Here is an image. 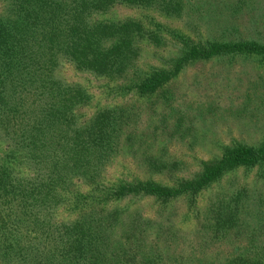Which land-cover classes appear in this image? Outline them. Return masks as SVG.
Segmentation results:
<instances>
[{
  "label": "trees",
  "instance_id": "16d2710c",
  "mask_svg": "<svg viewBox=\"0 0 264 264\" xmlns=\"http://www.w3.org/2000/svg\"><path fill=\"white\" fill-rule=\"evenodd\" d=\"M189 3L0 0V264H150L141 199L163 212L168 230L171 203L192 208L228 173L264 170V142H237L180 172L148 152L158 136L137 128L141 103L170 92L194 62L238 57L264 65V42L224 34L201 40L158 19L176 18ZM117 6L144 17H115ZM165 34L176 37L168 49ZM142 40L157 44L151 60ZM127 154L144 171H110ZM245 190L213 207L224 229Z\"/></svg>",
  "mask_w": 264,
  "mask_h": 264
},
{
  "label": "rangeland",
  "instance_id": "374dc122",
  "mask_svg": "<svg viewBox=\"0 0 264 264\" xmlns=\"http://www.w3.org/2000/svg\"><path fill=\"white\" fill-rule=\"evenodd\" d=\"M186 1H190V7L176 18L158 19H167L176 26L169 28L201 40L224 34L264 42V0ZM112 12L115 17H144L138 10L124 6H117ZM165 37V49L171 48L176 37L172 34ZM141 44L147 45L143 58L151 60L157 44L150 40H142ZM164 50L159 51L165 53ZM66 75L74 79L70 69ZM169 89L156 102L151 99L141 103L144 113L137 128L158 136L160 144L148 152L166 164L176 162L180 172L196 171L201 160L217 156L224 145L264 142V65L238 57L197 61L184 68ZM109 169L144 171L145 165L135 168L127 154L119 156ZM236 188H245L246 197L237 205L230 204L237 215L234 223L224 229L223 215L218 216L213 207L222 203L221 198L233 200ZM223 204L228 202L224 200ZM136 206H140L150 224L147 228L150 264H240L239 257L254 261L252 264L256 261L264 264L261 167L228 173L204 192L192 208L184 201L171 203L167 212L172 227L168 230L162 225L163 212L157 210L154 202L141 199ZM249 255L251 260L246 258Z\"/></svg>",
  "mask_w": 264,
  "mask_h": 264
}]
</instances>
